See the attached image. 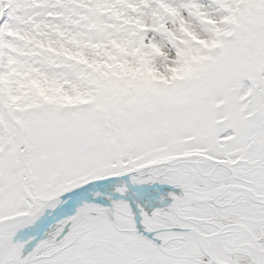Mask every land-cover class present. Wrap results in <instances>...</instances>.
I'll return each mask as SVG.
<instances>
[{
    "label": "snow or ice",
    "instance_id": "6c2138e0",
    "mask_svg": "<svg viewBox=\"0 0 264 264\" xmlns=\"http://www.w3.org/2000/svg\"><path fill=\"white\" fill-rule=\"evenodd\" d=\"M0 264H264V0H0Z\"/></svg>",
    "mask_w": 264,
    "mask_h": 264
}]
</instances>
